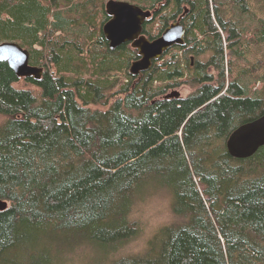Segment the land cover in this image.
Instances as JSON below:
<instances>
[{"label":"trees","instance_id":"obj_1","mask_svg":"<svg viewBox=\"0 0 264 264\" xmlns=\"http://www.w3.org/2000/svg\"><path fill=\"white\" fill-rule=\"evenodd\" d=\"M105 1L0 0V42L43 68L19 76L0 60V264H74L86 249L89 264H264V145L244 158L226 145L264 113L225 53L247 31L225 4L248 0H177L184 42L141 75L138 50L106 39ZM145 23L150 38L164 29ZM249 40L264 42V23ZM184 83L194 90L165 96ZM159 195L171 218L133 248L138 210Z\"/></svg>","mask_w":264,"mask_h":264},{"label":"water","instance_id":"obj_2","mask_svg":"<svg viewBox=\"0 0 264 264\" xmlns=\"http://www.w3.org/2000/svg\"><path fill=\"white\" fill-rule=\"evenodd\" d=\"M106 12L110 16L103 24V32L111 47L131 41L138 50L139 58L131 62V71L138 73L149 69L153 59L159 58L164 50L174 43L183 42L185 28L180 22L171 23L163 33L154 39L142 33L143 23L150 15L149 9L129 0H107ZM0 60L7 61L19 76L41 77L43 68L30 64V50L13 40L0 42ZM178 95V91L175 92ZM168 94L167 96L172 95ZM228 147L233 155L246 157L252 155L264 144V115L240 125L232 132ZM8 206L0 199V210Z\"/></svg>","mask_w":264,"mask_h":264},{"label":"rangeland","instance_id":"obj_3","mask_svg":"<svg viewBox=\"0 0 264 264\" xmlns=\"http://www.w3.org/2000/svg\"><path fill=\"white\" fill-rule=\"evenodd\" d=\"M248 6L249 8L246 9L247 11H242L237 5H235L231 1L230 3L225 4V9L227 11L226 16L230 17L233 20L239 21L241 26L247 28V31L244 35L246 38L243 42L246 43V48L240 50L242 54L240 52L239 55L237 50H234L232 52L229 49H226L225 53L227 55L228 60L230 56L233 58L232 65L234 69V74L240 73L242 76L245 77V81L248 83L251 93L255 94V92L257 91L260 93L261 91L264 94V42H259L257 40L251 42L249 40L250 37L252 38L257 35V31H261V24L264 23V1L248 0ZM152 23H154L155 26L153 29L157 31L158 27L160 26L158 19L157 21L152 19ZM247 45H249V48H251L250 51ZM176 50H178V48L172 49V51L175 52ZM178 52L180 55L181 50H178ZM202 58H205V55H203ZM261 61L263 62L261 63L260 67L254 69L253 65L258 64ZM186 68L187 67H185V69ZM210 70H214V68L211 67ZM15 84L17 86H25V82L23 80L18 81ZM175 88L180 91V94L182 96H185L189 92L194 90L191 85H188L186 83L176 87L172 86L168 89L171 90ZM3 118L4 116L0 115V121ZM138 218L142 222V233L137 238V240L133 241V248H139L148 234H150L158 225L164 223L169 218H171L169 198L165 195H159L154 197L147 203H144L140 207V210H138ZM95 257H97L96 250H81L76 255V260L74 264H89L92 260H95Z\"/></svg>","mask_w":264,"mask_h":264},{"label":"flooded vegetation","instance_id":"obj_4","mask_svg":"<svg viewBox=\"0 0 264 264\" xmlns=\"http://www.w3.org/2000/svg\"><path fill=\"white\" fill-rule=\"evenodd\" d=\"M106 1H105V3H106ZM176 2H177V0H153V3L149 4V7L144 8V9H151V11H152L151 15L148 18H146L144 21V23H145L146 20L148 19L147 22L145 23V25H147V26L150 25L151 22H149V20L155 19V18L158 19L160 25H164V28L173 22H180L183 24V26L185 28V34H186V30H187L186 29V27H187L186 19L188 17V12L190 11V5H189V3L187 4L186 2H182L181 6H180L181 7V10H180V8L176 7V6H178L176 4ZM105 11H106V8H105ZM106 14L108 15L107 12H106ZM108 18H110L109 15H108L107 19ZM144 23H143L142 32L144 31ZM185 34H184V36H185ZM153 38H155V37H153ZM139 57H140V55H139ZM142 73H143V71L141 72V74ZM175 89H173L172 91H174ZM172 91H170V92H172Z\"/></svg>","mask_w":264,"mask_h":264},{"label":"bare ground","instance_id":"obj_5","mask_svg":"<svg viewBox=\"0 0 264 264\" xmlns=\"http://www.w3.org/2000/svg\"><path fill=\"white\" fill-rule=\"evenodd\" d=\"M59 3V2H58ZM78 4V3H77ZM25 5V4H24ZM21 7V6H20ZM24 10V9H23ZM150 10V15H151V13H152V11H151V9H149ZM149 15V16H150ZM196 15V14H195ZM56 16V15H55ZM148 16V17H149ZM66 17V16H65ZM147 17V18H148ZM200 17V16H199ZM216 18V17H215ZM40 20V19H39ZM85 25V24H84ZM101 25V24H100ZM100 25H99V27H100ZM170 25V24H169ZM168 25V26H169ZM231 25V24H230ZM235 25V24H234ZM168 26H166L163 30H162V32L158 35V36H156V37H159L162 33H163V31L168 27ZM220 30V29H219ZM52 32V31H51ZM143 34H145L144 32H142ZM184 34H185V31H184ZM184 34H183V42H184ZM225 34V33H224ZM146 35V34H145ZM147 36V35H146ZM23 37V36H22ZM148 37V36H147ZM155 37V38H156ZM148 38H150V37H148ZM69 39V38H68ZM150 39H154V38H150ZM31 40V39H30ZM108 40V39H107ZM14 41V40H13ZM109 41V40H108ZM17 42V41H16ZM126 42H130L131 43V41H126ZM125 42V43H126ZM182 42V43H183ZM19 43V42H18ZM69 43V42H68ZM124 43V42H123ZM182 43H174V44H172V45H170L168 48H166L165 50H164V52L167 50V49H169L171 46H174V45H179V44H182ZM109 45H110V43H109ZM121 45V44H120ZM119 45V46H120ZM74 46V45H73ZM111 47V46H110ZM118 47V46H117ZM111 48H116V47H111ZM68 52V51H67ZM164 52L162 53V55L159 57V58H161L162 56H163V54H164ZM139 58V57H138ZM156 59H158V58H156ZM153 60H155V59H153ZM69 61V60H68ZM70 62V61H69ZM153 62V61H152ZM10 65V64H9ZM11 66V65H10ZM36 66V65H35ZM152 66V65H151ZM12 67V66H11ZM39 67V66H38ZM13 68V67H12ZM60 69V68H59ZM129 69H130V72L132 73V74H134V75H136V74H141V72L142 71H145V70H148V69H145V70H141L140 72H138V73H134V72H132L131 71V64H130V67H129ZM15 71V70H14ZM92 73V72H91ZM130 74V73H129ZM30 76V75H29ZM34 76V75H33ZM73 81V80H72ZM71 81V82H72ZM178 90L177 89H175L174 91H172V92H169V93H167L165 96L166 97H171V96H179L180 95V91H178V95H176V93L175 92H177ZM170 93H173L172 95H170V96H167L168 94H170ZM262 115H264V113L263 114H261V115H259L258 117H256L255 119H257V118H259L260 116H262ZM254 120V119H253ZM250 121H252V120H250ZM250 121H247V122H250ZM247 122H244V123H247ZM244 123H242V124H244ZM241 124V125H242ZM240 126V125H239ZM238 126V127H239ZM238 127H236L234 130H236ZM233 130V131H234ZM232 131V132H233ZM232 132L230 133V135L232 134ZM230 135H229V137H230ZM229 137H228V139H229ZM228 139H227V141H228ZM226 145H227V149H228V151H229V153L231 154V155H233L231 152H230V150H229V147H228V144H227V142H226ZM264 145V144H263ZM262 146V145H261ZM255 153V152H254ZM233 156H235V157H238V156H236V155H233ZM246 157H248V156H246ZM202 158V157H201ZM239 158H244V157H239ZM200 166V165H199ZM217 170V169H216ZM135 224V223H134Z\"/></svg>","mask_w":264,"mask_h":264}]
</instances>
